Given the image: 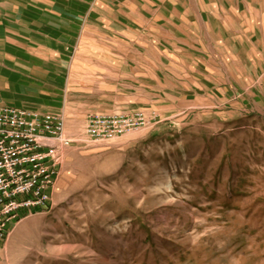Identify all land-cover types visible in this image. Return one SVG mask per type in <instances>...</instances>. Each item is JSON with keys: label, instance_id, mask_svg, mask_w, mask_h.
<instances>
[{"label": "rangeland", "instance_id": "obj_1", "mask_svg": "<svg viewBox=\"0 0 264 264\" xmlns=\"http://www.w3.org/2000/svg\"><path fill=\"white\" fill-rule=\"evenodd\" d=\"M239 58L154 109L129 108L137 78L83 84L51 203L9 228L0 264H264V64ZM97 108L150 121L87 142Z\"/></svg>", "mask_w": 264, "mask_h": 264}, {"label": "crops", "instance_id": "obj_2", "mask_svg": "<svg viewBox=\"0 0 264 264\" xmlns=\"http://www.w3.org/2000/svg\"><path fill=\"white\" fill-rule=\"evenodd\" d=\"M240 55L264 64V0H0V105L65 125L83 112V84L137 78L129 108L154 109Z\"/></svg>", "mask_w": 264, "mask_h": 264}, {"label": "built area", "instance_id": "obj_3", "mask_svg": "<svg viewBox=\"0 0 264 264\" xmlns=\"http://www.w3.org/2000/svg\"><path fill=\"white\" fill-rule=\"evenodd\" d=\"M149 121L143 112L89 115L85 141H112ZM64 127L59 112L0 106V249L14 223L51 203L63 156L54 140ZM61 141L66 148L73 142Z\"/></svg>", "mask_w": 264, "mask_h": 264}, {"label": "bare ground", "instance_id": "obj_4", "mask_svg": "<svg viewBox=\"0 0 264 264\" xmlns=\"http://www.w3.org/2000/svg\"><path fill=\"white\" fill-rule=\"evenodd\" d=\"M0 106H5V105H0ZM104 115V114H103ZM64 125H65V120H64ZM65 128H66V125H65V127H64V132L62 133V135L60 136V139L61 140H64V139H66V140H68L67 138H66V135H65ZM86 128H87V126L84 128V131H83V137H84V139H86L87 137H86ZM61 140H54V143H55V146L57 147V148H59V150L60 151H62V149L65 147V145H64V143L62 144V141ZM115 140V139H114ZM68 141H72V140H68ZM45 207H47V206H44V208ZM43 208V209H44Z\"/></svg>", "mask_w": 264, "mask_h": 264}]
</instances>
